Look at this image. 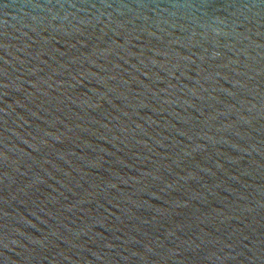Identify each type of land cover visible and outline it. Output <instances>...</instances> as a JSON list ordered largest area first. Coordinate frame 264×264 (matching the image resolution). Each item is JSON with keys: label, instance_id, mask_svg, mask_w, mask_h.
Listing matches in <instances>:
<instances>
[{"label": "water", "instance_id": "obj_1", "mask_svg": "<svg viewBox=\"0 0 264 264\" xmlns=\"http://www.w3.org/2000/svg\"><path fill=\"white\" fill-rule=\"evenodd\" d=\"M0 264H264V0H0Z\"/></svg>", "mask_w": 264, "mask_h": 264}]
</instances>
